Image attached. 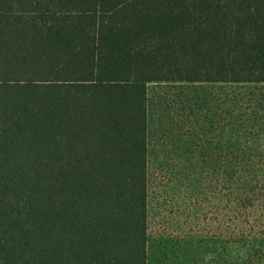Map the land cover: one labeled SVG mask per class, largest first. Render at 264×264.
<instances>
[{"label":"trees","instance_id":"16d2710c","mask_svg":"<svg viewBox=\"0 0 264 264\" xmlns=\"http://www.w3.org/2000/svg\"><path fill=\"white\" fill-rule=\"evenodd\" d=\"M161 83L264 84V0H0V264H149Z\"/></svg>","mask_w":264,"mask_h":264},{"label":"rangeland","instance_id":"374dc122","mask_svg":"<svg viewBox=\"0 0 264 264\" xmlns=\"http://www.w3.org/2000/svg\"><path fill=\"white\" fill-rule=\"evenodd\" d=\"M147 106L149 264H239L264 236V84H149Z\"/></svg>","mask_w":264,"mask_h":264}]
</instances>
